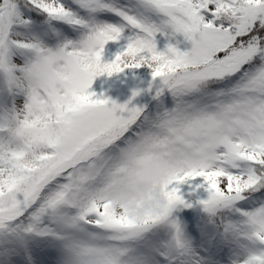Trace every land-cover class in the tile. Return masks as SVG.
<instances>
[{
	"label": "snow or ice",
	"instance_id": "obj_1",
	"mask_svg": "<svg viewBox=\"0 0 264 264\" xmlns=\"http://www.w3.org/2000/svg\"><path fill=\"white\" fill-rule=\"evenodd\" d=\"M0 264H264V0H0Z\"/></svg>",
	"mask_w": 264,
	"mask_h": 264
},
{
	"label": "rangeland",
	"instance_id": "obj_2",
	"mask_svg": "<svg viewBox=\"0 0 264 264\" xmlns=\"http://www.w3.org/2000/svg\"><path fill=\"white\" fill-rule=\"evenodd\" d=\"M163 47V44H161ZM121 43L110 42L106 45L104 61L110 62L120 50ZM152 83L151 72L148 68L126 69L123 73L114 74L111 77L106 74L98 77L93 84L92 90L98 95H104L111 100L124 104L132 100L129 106H147V111L154 112L159 101L153 99V94L148 91ZM142 90L140 95L133 99V93Z\"/></svg>",
	"mask_w": 264,
	"mask_h": 264
},
{
	"label": "clouds",
	"instance_id": "obj_3",
	"mask_svg": "<svg viewBox=\"0 0 264 264\" xmlns=\"http://www.w3.org/2000/svg\"><path fill=\"white\" fill-rule=\"evenodd\" d=\"M157 195H158V193H157Z\"/></svg>",
	"mask_w": 264,
	"mask_h": 264
}]
</instances>
